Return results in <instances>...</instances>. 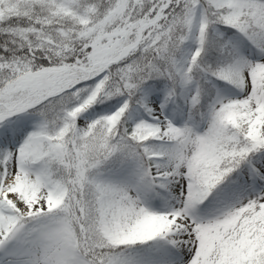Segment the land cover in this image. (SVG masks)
I'll return each mask as SVG.
<instances>
[{
    "label": "snow or ice",
    "instance_id": "1",
    "mask_svg": "<svg viewBox=\"0 0 264 264\" xmlns=\"http://www.w3.org/2000/svg\"><path fill=\"white\" fill-rule=\"evenodd\" d=\"M0 264H264V0H0Z\"/></svg>",
    "mask_w": 264,
    "mask_h": 264
}]
</instances>
